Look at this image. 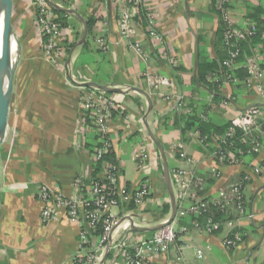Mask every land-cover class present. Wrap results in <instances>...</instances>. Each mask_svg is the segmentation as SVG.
I'll list each match as a JSON object with an SVG mask.
<instances>
[{
  "label": "crops",
  "instance_id": "obj_1",
  "mask_svg": "<svg viewBox=\"0 0 264 264\" xmlns=\"http://www.w3.org/2000/svg\"><path fill=\"white\" fill-rule=\"evenodd\" d=\"M48 1L76 13H67L72 25L68 29L73 32L69 44H75L68 70L55 66L43 53L35 0H12V28L19 44L13 49V59L19 54L8 130L0 147V264H73L84 224L71 222L61 211L55 221L43 226L38 190L45 185L66 198L78 199L92 180L105 175V163L99 173L95 171L94 139L84 134L80 124L85 89L74 82L127 90L112 95L120 106L111 125L115 165L120 180L131 191L142 182L151 186V200L143 210L130 209L132 202L114 210L119 222L111 248L99 264L122 263V256L130 251L120 247L126 238L131 244L151 236L134 233L133 221L136 227L153 228L172 217L162 156L149 129L166 148L172 168L180 163L169 152L178 143L185 145L196 160L198 173L210 184L212 196L230 183L249 178L245 216L231 210L220 221L221 231L211 235L195 231L191 218L182 220L189 233L180 236L156 264H264V141L259 155L229 167L219 164L214 145L199 144L195 135L202 134L200 130L183 133L174 123L179 117L175 107L181 101L190 103L199 117L206 116L207 120L201 121L211 132L223 129L252 107L264 114V98L253 87L229 84L220 72L207 78L212 86L220 84L218 89L210 90L199 82L202 60L221 64L226 57L222 40H218L222 19L216 0H139V4L130 0ZM230 7L237 28L255 23L260 32L258 39L243 45L238 72L247 70L256 50L264 65V0H232ZM125 15L129 16L128 30L124 28ZM151 19L157 37L149 32ZM83 21L88 26L84 43ZM101 37L106 38L107 53L99 47ZM218 70L222 72L221 66ZM159 79L168 83L158 84ZM163 121L173 122L166 125ZM262 126L264 130V122ZM256 168L262 173L256 174ZM214 170L221 179L212 177ZM129 215H134V220ZM238 233L243 237L240 245L227 249L225 240Z\"/></svg>",
  "mask_w": 264,
  "mask_h": 264
},
{
  "label": "built area",
  "instance_id": "obj_2",
  "mask_svg": "<svg viewBox=\"0 0 264 264\" xmlns=\"http://www.w3.org/2000/svg\"><path fill=\"white\" fill-rule=\"evenodd\" d=\"M232 0H217L215 8L220 14L224 31V44L229 50V56L223 61L226 81L229 84H239L236 78L237 65L243 54V44L255 38L258 34V25L248 23L244 28H237L231 10ZM139 4V0H130ZM37 8V26L42 37H47V43L43 45L44 55L61 69H67V62L70 54L67 51V42L73 35L72 30H63L58 22L48 0H35ZM153 19V18H152ZM150 20V34L157 37L153 27V20ZM124 28L129 29V16L124 17ZM98 44L102 52L107 53L106 38H99ZM249 78L245 82L246 87H253L259 96L264 98V65L260 64V54L256 55L247 66ZM72 80H74L71 77ZM157 83L166 84V80H158ZM84 84V83H82ZM85 89L82 97V115L80 124L84 134L92 136L94 147L91 151L94 164L103 163L104 160L114 151V141L111 138V125L113 114L119 113V102L114 96L97 89ZM122 92L127 90L122 89ZM175 109L184 110L179 112L188 116L195 114L194 109L187 107L184 101L179 102ZM200 118L206 121V116ZM264 114L258 107H252L242 115L235 118L224 134L210 137L200 133L195 135L202 146L214 145V156L220 165L235 167L245 164L248 157L261 153L264 141V130L262 126ZM171 157L180 165L170 169L172 184L175 190L177 202V215L174 222L161 230L153 233L152 236L140 238L130 244L126 238L120 247L130 250L122 256L120 264H156L157 260L167 255L183 234L189 233V228L181 224L182 220L193 219L192 228L201 234H216L222 229L221 222H216L209 217L214 207L224 215L231 210H236L241 216L246 215V191L249 178L245 177L237 182L230 183L221 188L216 196L208 192L207 179L198 173L196 160L188 154L183 143L174 145L171 149ZM105 175L98 180H92L86 187L85 194L78 199L66 198L62 194L51 191L47 186L42 185L38 190V200L42 203L40 221L43 226H48L55 221L58 213H67L71 222L83 223L84 227L79 231V242L77 251L73 258V264H99L106 251L111 248V242L118 225V218L114 210L123 205L133 203L136 209L143 210L151 200V186L149 182L140 183L133 191L129 190L127 184L119 178L118 167L105 163ZM146 170L149 167L145 166ZM256 174H261L262 169L256 168ZM213 178L221 179V175L214 170ZM134 220V215L128 216ZM145 219V217L143 218ZM166 223V222H165ZM164 224V223H163ZM101 225V234L97 241L91 242V235L95 234ZM136 226V222L133 221ZM243 237L236 234L225 240L227 249L237 248ZM129 241V242H128ZM198 258H203L202 252Z\"/></svg>",
  "mask_w": 264,
  "mask_h": 264
},
{
  "label": "water",
  "instance_id": "obj_3",
  "mask_svg": "<svg viewBox=\"0 0 264 264\" xmlns=\"http://www.w3.org/2000/svg\"><path fill=\"white\" fill-rule=\"evenodd\" d=\"M50 3V2H49ZM53 8H56L62 12L66 13H74L71 10H64L57 6L56 4L50 3ZM12 14H13V2L12 0H0V16H2V54L0 55V147L6 137L7 130H8V121H9V113L12 101V95L14 90V83H13V76L15 73V68L17 66L18 61V54L17 52V59H13V42H16L17 47L19 48V44L14 37L13 28H12ZM83 20V19H82ZM84 22V21H83ZM85 23V22H84ZM88 37V26L85 23L84 25V34L82 37V43L86 41ZM71 58V57H70ZM69 58V60H70ZM71 78V77H70ZM74 84L80 88H92L97 89L106 93L117 94L122 93L120 88L110 87L100 85L94 82L85 83V84ZM149 100V97L146 95ZM151 138L157 145L160 154L162 156V165H163V174L164 179L168 187L169 196L172 202V217L171 219L159 226L153 228H140L133 225V232L134 233H154L162 228L172 224L176 218L178 207L176 202V195L175 190L172 184L171 174H170V166L168 163V159L165 153V148L163 144L157 139L155 134L149 129Z\"/></svg>",
  "mask_w": 264,
  "mask_h": 264
},
{
  "label": "trees",
  "instance_id": "obj_4",
  "mask_svg": "<svg viewBox=\"0 0 264 264\" xmlns=\"http://www.w3.org/2000/svg\"><path fill=\"white\" fill-rule=\"evenodd\" d=\"M217 1V0H216ZM216 4V3H215ZM53 8V7H52ZM55 14L58 16V22L61 26V28L63 30H66L70 27H72L71 24H69V16L67 13L65 12H62L56 8H53ZM217 11V10H216ZM36 13L38 14V11H37V8H36ZM220 15V14H219ZM93 21H91L89 23V27L92 28L93 26ZM258 29H259V26H258ZM224 31H225V27L223 25V22H222V30L219 34V36H221V38L219 37L218 40L220 42V40H222V43H223V48H224V53L226 55V57L224 59H222L221 61V64H216V63H211V62H208V61H204L202 60L201 61V66H200V69H199V82L205 84L210 90H213L215 89L214 87H216L218 89V83H215L213 86L209 84V82H207V78L209 75H211L212 73L214 72H220L219 75H222L224 76V81H226V76H225V69L222 67V63L224 60H226L229 56V50L228 48L225 46L224 44ZM260 35V32L258 31V34L255 38L251 39V40H248L247 42H250V41H253L255 39H258ZM43 38V45L47 43V37H42ZM219 42H218V45H219ZM247 42H245L243 45H245ZM75 44H69V42H67V51H68V55L71 54V51L72 49L74 48ZM219 66H221L222 68V72L221 70H218ZM236 78L239 80L240 83H242L244 86H245V82L246 80L249 78V74H248V71L247 70H243L241 72H238V70L236 71ZM86 89H92V88H86ZM108 95H113L111 93H107ZM166 119V118H165ZM175 126L176 127H179L181 128V130L183 131V133H186L187 131H190V130H200L202 132V134H212V133H215L217 135H222L225 133V131L227 130V128L230 126L227 125L226 127H224L223 129L221 130H217L216 132H211L209 131L210 130V127L208 124H205L201 121V118L199 117L198 114H195L194 116H189V117H182V116H179L176 118V122H175ZM226 129V130H225ZM95 145V143H93ZM94 147V146H93ZM166 149V148H165ZM108 162V164H113L115 165V159H114V154H111L109 155L103 163H99V164H96V172L99 173V171L101 170L102 168V165L104 163ZM170 169H172V167L170 166ZM94 180H98V179H94ZM208 188H210V184L208 183ZM130 190V189H129ZM171 207L169 206V209ZM130 209H136V206L132 203L131 205V208ZM209 217L213 218L216 222H220L222 219L226 218L227 216L220 213V211H217L214 207L211 209V212L209 214ZM190 219V218H189ZM193 219L191 220V223H192ZM182 223V222H181ZM101 234V225H99L97 231L95 234H92L91 235V242L92 244L95 242V238ZM153 235V233H151V236Z\"/></svg>",
  "mask_w": 264,
  "mask_h": 264
},
{
  "label": "rangeland",
  "instance_id": "obj_5",
  "mask_svg": "<svg viewBox=\"0 0 264 264\" xmlns=\"http://www.w3.org/2000/svg\"><path fill=\"white\" fill-rule=\"evenodd\" d=\"M0 28H1V27H0ZM16 46H18V45H16V42L14 41V42H13V47H12V48H13V49H15V48H16ZM14 47H15V48H14ZM82 97H83V96H82ZM80 103H81V104H80V107H81V111H82V100H81V102H80ZM184 103L187 105V107H191V106H190V105H191L190 103H186V102H184ZM179 112H184V110H181V111H180V110H178V111H177V112H175V113H177V114H178V116H182V117H183V116H184V117H188L187 115H185V114L183 115V113H179ZM163 122H165V121H163ZM169 122H173V121H169ZM169 122H167V123L165 122V124H166V125H168V123H169ZM175 122H176V121H175ZM175 122H174V123H175ZM175 124H176V123H175ZM165 153H166V151H165ZM169 153H171V152H169ZM166 156H167V154H166ZM115 210H116V209H115Z\"/></svg>",
  "mask_w": 264,
  "mask_h": 264
},
{
  "label": "bare ground",
  "instance_id": "obj_6",
  "mask_svg": "<svg viewBox=\"0 0 264 264\" xmlns=\"http://www.w3.org/2000/svg\"><path fill=\"white\" fill-rule=\"evenodd\" d=\"M0 55L2 54V30H3V26H2V16H0Z\"/></svg>",
  "mask_w": 264,
  "mask_h": 264
}]
</instances>
